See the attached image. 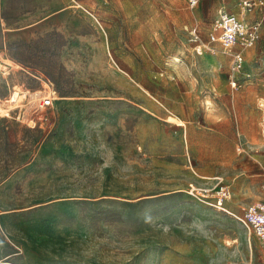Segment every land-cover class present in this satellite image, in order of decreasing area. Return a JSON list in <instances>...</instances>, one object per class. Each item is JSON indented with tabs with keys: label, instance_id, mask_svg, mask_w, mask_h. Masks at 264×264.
<instances>
[{
	"label": "rangeland",
	"instance_id": "obj_1",
	"mask_svg": "<svg viewBox=\"0 0 264 264\" xmlns=\"http://www.w3.org/2000/svg\"><path fill=\"white\" fill-rule=\"evenodd\" d=\"M223 9L239 12L0 0V96L56 91L35 127L0 120V264H264L239 221L194 196L221 182L233 211L264 202V37L246 54L253 83L232 90L229 57L194 56L187 32L205 38Z\"/></svg>",
	"mask_w": 264,
	"mask_h": 264
},
{
	"label": "built area",
	"instance_id": "obj_2",
	"mask_svg": "<svg viewBox=\"0 0 264 264\" xmlns=\"http://www.w3.org/2000/svg\"><path fill=\"white\" fill-rule=\"evenodd\" d=\"M239 9L233 13L223 9L217 18L204 29L205 38L197 28H187L193 45V54L216 55L222 53L230 57L229 84L232 89L241 87L244 75L246 53L255 48L261 39L264 29V0H231ZM200 0H189L191 8H195ZM257 15L253 21H248L247 16ZM35 77V76H34ZM36 78V77H35ZM37 79L42 80L41 77ZM47 82H49L47 80ZM46 82L47 88L40 91L25 89L19 92V100L9 106V98L0 99V120L11 119L15 113L17 119L27 117L28 122H36V116L42 114L53 106L56 91ZM50 83V82H49ZM15 93V90L13 91ZM7 104V105H6ZM6 115V116H4ZM240 152H245L244 145H240ZM251 151V148L248 152ZM194 192H192L193 194ZM197 198L207 201L212 207L233 216L243 227L259 242V248L264 252V202H243L235 204L237 211L228 205L234 204L232 186L219 182L210 190L196 192ZM238 212V213H237Z\"/></svg>",
	"mask_w": 264,
	"mask_h": 264
},
{
	"label": "crops",
	"instance_id": "obj_3",
	"mask_svg": "<svg viewBox=\"0 0 264 264\" xmlns=\"http://www.w3.org/2000/svg\"><path fill=\"white\" fill-rule=\"evenodd\" d=\"M231 1V0H230ZM233 3V5H234V2H232ZM237 8V7H236ZM239 10V9H238ZM238 13V12H237ZM255 18H257V15L255 14V15H250V16H247L246 17V19L248 20V21H253ZM3 24L0 22V47H1V45H2V37L4 38V29L2 28L3 26H2ZM264 37V29H263V32H262V35H261V39ZM261 39H260V41H261ZM259 41V42H260ZM259 42H258V44H259ZM257 44V45H258ZM256 45V46H257ZM193 54V53H192ZM218 54H221V55H224V54H222V53H217L216 55H218ZM247 54V53H246ZM194 55V54H193ZM194 56H197V55H194ZM202 56H210V55H200V56H197V57H202ZM215 56V55H214ZM225 56H227V55H225ZM227 57H229V56H227ZM229 59H230V57H229ZM2 61H4V59H2ZM1 61V62H2ZM0 62V63H1ZM246 62H247V60H246ZM229 65H230V63H229ZM245 65H246V63H245ZM9 68H10V70L12 69V67L11 66H9ZM9 70V73H11V71ZM2 73H3V75H5V71H1ZM246 74H249L250 75V78H247L246 76L243 78V80L244 81H242V84H241V87L243 86V85H248V84H252L253 82L252 81H250V79L252 78L251 76H252V74L251 73H246L245 72V69H244V75H246ZM10 75V74H9ZM226 80H227V83H228V86L230 87V89H232L231 88V86H230V84H229V69H228V72H227V77H226ZM252 80V79H251ZM241 87H239V88H241ZM238 88V89H239ZM232 90H237V89H232ZM0 99H2V97L0 96ZM5 99V98H4ZM259 108L260 109H264V105H262V104H260L259 105ZM264 120H262L261 121V123H260V126H261V131H262V133H263V135H264Z\"/></svg>",
	"mask_w": 264,
	"mask_h": 264
},
{
	"label": "bare ground",
	"instance_id": "obj_4",
	"mask_svg": "<svg viewBox=\"0 0 264 264\" xmlns=\"http://www.w3.org/2000/svg\"><path fill=\"white\" fill-rule=\"evenodd\" d=\"M179 63H180V59L175 58V59L173 60V63L171 64V66H172V70H173L175 73H178L179 75H182V73H184L185 70H184L183 68H181V66H179ZM0 71H3V70L0 69ZM184 74H185V73H184ZM5 75H6V72H5ZM206 105L208 106L207 108L210 109L211 106L213 105V103H212L210 100H208V101H206ZM35 126H36V124H34L33 122H30L29 127H35ZM202 178H203V177H202Z\"/></svg>",
	"mask_w": 264,
	"mask_h": 264
}]
</instances>
